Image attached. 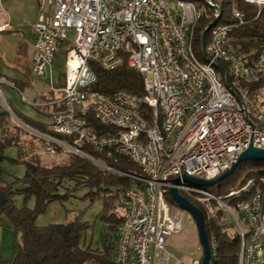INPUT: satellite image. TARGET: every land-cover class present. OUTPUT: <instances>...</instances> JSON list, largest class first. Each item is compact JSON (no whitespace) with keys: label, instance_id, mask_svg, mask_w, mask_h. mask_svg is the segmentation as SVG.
I'll return each instance as SVG.
<instances>
[{"label":"built area","instance_id":"1","mask_svg":"<svg viewBox=\"0 0 264 264\" xmlns=\"http://www.w3.org/2000/svg\"><path fill=\"white\" fill-rule=\"evenodd\" d=\"M244 1L264 7V0ZM45 5L48 10H40L33 24L36 36L30 43L29 63L35 75L49 71L51 97L37 102L38 94L29 101L16 89L38 110L55 106L49 113L50 128L74 137L73 144L46 138L79 155L84 143L108 149L138 168L136 173L119 172L130 184L119 193L124 211L112 263L187 264L166 248V240L192 217L166 193L176 176L212 179L249 143L264 148V99L257 102L248 86L264 78V50L251 62L231 50L230 33L244 22L243 13L232 4L236 22L217 21L206 43L199 41L204 59L197 56L194 26L203 15L219 19L218 0H46ZM2 14L0 33H6L9 30L2 28L8 17ZM61 50L63 72L55 79L51 68ZM16 61L13 58L12 66L21 67L26 56ZM125 63L141 73L143 96L122 89L113 94L91 90L96 82L93 64L112 70ZM143 105L148 106V115L142 112ZM93 120L114 130L99 133ZM45 153L58 155L51 147ZM253 183L248 179L226 194H249L238 201L236 212L204 187L182 179L176 185L208 215L215 214L211 200L227 212L240 235L239 264H264V202L260 190L251 191ZM189 264H200L199 258Z\"/></svg>","mask_w":264,"mask_h":264},{"label":"trees","instance_id":"2","mask_svg":"<svg viewBox=\"0 0 264 264\" xmlns=\"http://www.w3.org/2000/svg\"><path fill=\"white\" fill-rule=\"evenodd\" d=\"M191 1L200 2V0ZM218 3L221 12L218 23L236 22L231 15L232 4H235L243 13L244 22L235 26L230 33V48L244 61H253L258 52L264 50V7L249 4L244 0H218ZM212 20L213 15H203L194 26L195 52L198 57L203 58L199 41L201 39L205 44L208 40L210 28L207 26ZM93 68L96 73V82L91 86V90L113 94L122 89L138 96L145 94L141 73L127 66L126 63L112 70H104L96 64H93ZM11 80L19 90L30 86L28 81ZM248 86L253 98L258 99L261 95L264 97V91L262 92L264 78ZM50 97V92L41 93L39 100L47 102ZM55 108V106L45 105L39 111L49 115L50 111ZM11 110L31 128L73 144V136L54 133L50 128V122L34 119L12 108ZM148 111V106L143 105L142 112L148 115ZM7 116V111H0L2 132L0 162L6 160L10 164H23L25 169L21 177L13 176L11 180H6L4 172L0 170V218L5 217L20 238L11 257L0 256V264H113L112 255L116 244V231L123 219V213L117 215L113 211V203L117 200L118 206L122 207L119 193L130 184V179L119 172L136 173L139 171L138 168L128 159L117 156L108 149H98L85 143L80 145L81 150L105 168H101L89 158L76 153L73 157L70 155L65 163L45 165L42 161L41 164L38 153L28 154L22 151L18 135L21 127H15L14 134H12L4 124ZM92 125L98 129L99 133L114 130V128L103 126L96 120L92 121ZM44 144L46 148L52 147L61 151L60 147L53 142ZM10 146H18L17 158H11L5 154V150ZM261 178L264 179V161H241L230 175L215 185L213 194L220 196L236 212L238 201L249 194L242 193L239 197H226V194L233 189L240 188L248 179H253L251 191L260 190L264 202V183ZM82 188L86 189V192L79 197L82 200L92 203L99 197L104 198L102 209L96 216L105 224L99 237L101 247L92 248L86 245L85 240H82L84 233L90 227L88 221L82 220L83 211H80L70 221L41 226L35 224L36 217L45 211L49 203L75 198L76 193ZM184 195L203 213L205 230L211 247L210 264H239L240 235L233 220L231 219L232 222L228 225L223 221L224 211L214 200H211V204L215 208V214L208 215L202 205L191 196ZM17 196L22 198L21 207L15 204ZM166 197L176 204L169 192L166 193ZM30 200H33L31 208L27 206ZM231 225L235 226V230L230 234L228 227ZM201 258L202 253L199 257L200 264Z\"/></svg>","mask_w":264,"mask_h":264},{"label":"rangeland","instance_id":"3","mask_svg":"<svg viewBox=\"0 0 264 264\" xmlns=\"http://www.w3.org/2000/svg\"><path fill=\"white\" fill-rule=\"evenodd\" d=\"M46 0H0V23L4 21L3 12L8 15L7 22L14 26L15 30H19L21 34L28 40V44L25 42L24 37L21 35V41L19 43V48H22L23 55L26 56V62L21 65V67H13L12 62L15 54V45L10 42L11 38H6L0 42V74L2 83L0 84V111H7L5 103L15 110L33 117L34 119L44 121L49 123L50 115L45 112H40L36 107L25 102L19 93V91L13 88L11 85V79L15 78L19 80L28 81L30 86L23 90L24 96L29 100H33L39 93L48 92V80L49 71L46 70L42 75L38 76L33 74L30 63V42L35 40V33L33 30V24L36 17L38 16L40 10L48 9L45 5ZM42 5V9L41 8ZM171 6L173 7V2L171 1ZM69 39L72 41L74 38V31L70 29L68 31ZM20 34V33H19ZM12 35V34H11ZM11 39V40H10ZM17 59L16 62L22 59ZM65 60V54L61 50L56 54L53 61L51 73L53 78L63 72V64ZM15 63V62H14ZM13 63V64H14ZM264 91V87L262 92ZM263 94V93H262ZM263 95L259 96L257 102L263 100ZM39 102V99H36ZM41 109L43 108L40 107ZM8 116L5 118V126L8 127L10 132L14 134L15 127H21L18 130L20 148L23 152L38 153V158L40 163L42 161L45 165L65 163L68 161L70 155L73 157L74 153L71 150L63 149L62 145L52 141L45 136H42L28 127L21 124L13 114L9 111ZM13 112V111H12ZM1 131V127H0ZM53 142L58 147H60V152L58 155H52L45 153L46 148L44 143ZM52 148V147H51ZM13 148H7L5 154L12 155ZM65 150V151H64ZM42 158V159H41ZM4 165H11L15 168L16 173L14 175L21 177L24 173L23 164H10L5 160ZM64 165V164H61ZM13 175V176H14ZM215 185L207 187L210 192H214ZM86 192V189L82 188L76 193L75 198H71L68 201H54L48 204L45 211L39 214L35 219L36 225H45L48 223H60L73 220L80 211L82 213V220L88 221L90 227L84 233L82 240H85L86 245H90L92 248L101 247L99 242L100 233L105 228V224L97 218V214L101 211L103 205L102 197L95 199L92 203L88 200H82L79 197ZM113 199V198H110ZM117 199V198H116ZM117 201V200H116ZM114 200V209L117 215H122L123 209L118 206V203ZM15 204L18 207L22 206V198L20 196L16 197ZM28 207L33 206V200L27 202ZM224 211V210H223ZM223 221L228 225L232 222L230 216L224 211ZM246 228V226L244 225ZM235 230V226L231 225L228 227V232L231 234ZM20 242L18 234H15L9 222L5 217L0 218V256L3 258L11 257L14 247ZM166 248L175 256L183 260L185 263L189 264L193 258H199L202 253L201 245L198 241L196 226L191 218L185 220L183 229L176 234H171L167 237Z\"/></svg>","mask_w":264,"mask_h":264},{"label":"water","instance_id":"4","mask_svg":"<svg viewBox=\"0 0 264 264\" xmlns=\"http://www.w3.org/2000/svg\"><path fill=\"white\" fill-rule=\"evenodd\" d=\"M217 21H218V17L214 18L208 24L207 27L211 28ZM11 114H13L14 117L21 124L28 127L32 131H34L40 135L47 136V135L31 128L27 124H25L13 112H11ZM81 154L84 155L85 157L89 158L90 160H92L94 163H98L91 156H89L85 153H82V152H81ZM246 160L264 161V148L256 147L252 143H249L248 146L238 155L236 161L233 162L229 168H227L226 170L221 172L215 178L202 179V178H196V177H192V176H188V175L183 174L181 176L174 177L171 181L172 185L169 187V194H170L171 199L178 206L184 208L185 210H187L189 212V214L191 215L192 220L196 226L198 241H199L201 248H202L201 264H210V258H211V247L209 245V240H208L207 233L205 230L203 213H202L201 209L196 204H194L193 202H191L185 196L181 195L178 192L176 185L182 179L185 182L193 184V185L198 186V187L206 188V187L212 186L214 184H217L221 180H223L226 176L230 175L239 162L246 161Z\"/></svg>","mask_w":264,"mask_h":264},{"label":"crops","instance_id":"5","mask_svg":"<svg viewBox=\"0 0 264 264\" xmlns=\"http://www.w3.org/2000/svg\"><path fill=\"white\" fill-rule=\"evenodd\" d=\"M7 17H8V15H7ZM36 19H37V17H36ZM36 19H35V21H36ZM2 29L3 30H6L7 29L9 31H6V33H4V32L0 33V42H2L3 40H5L6 38H11L12 40L10 39L11 40L10 42H12L15 45L14 59L21 58V56H20L21 55V53H20V50L21 49L19 48V43L22 42L21 41V38H22L21 37V35H22L21 32L19 30H15L14 26L11 25V24H9L8 22L3 24V28ZM24 39H25V42L28 44V40L25 37H24ZM10 79H15V78H10ZM17 80H19V79H17ZM11 84H12L11 86L13 88H15V89L17 88L14 85V83L12 82V80H11ZM20 91H23V90H20ZM40 94L41 93H39V97H40ZM39 102H43V101L40 100ZM1 137H2V132L0 131V140H1ZM8 148H13L12 149L13 153H12L11 156L10 155H7V154L6 155L9 156V157H11V158H17V149H18V146H10ZM3 162H5V161L0 162V170H2L4 172V177H5L6 180H11L12 177H13V175H14V173H16L15 168L13 166H11V165H4ZM14 176H16V175H14Z\"/></svg>","mask_w":264,"mask_h":264},{"label":"bare ground","instance_id":"6","mask_svg":"<svg viewBox=\"0 0 264 264\" xmlns=\"http://www.w3.org/2000/svg\"><path fill=\"white\" fill-rule=\"evenodd\" d=\"M188 220L191 221V218L188 216Z\"/></svg>","mask_w":264,"mask_h":264}]
</instances>
